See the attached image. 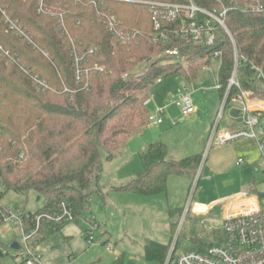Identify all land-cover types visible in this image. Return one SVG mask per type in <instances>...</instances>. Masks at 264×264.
Returning <instances> with one entry per match:
<instances>
[{
  "label": "trees",
  "instance_id": "16d2710c",
  "mask_svg": "<svg viewBox=\"0 0 264 264\" xmlns=\"http://www.w3.org/2000/svg\"><path fill=\"white\" fill-rule=\"evenodd\" d=\"M64 1L67 6L66 26L83 46L96 47L97 54L88 60L89 65L103 66L108 73L90 74L89 89L76 84L69 47L58 31L55 19L37 13V0H0V7L23 24L46 58L32 49L23 39L7 32L0 13V46L16 54L20 65L37 73L51 87L59 90L39 92L28 76L16 65L7 64L0 56V208L4 193L36 192L44 197L45 206L27 214L30 229L33 216L56 212L58 200L67 198L74 209L77 221L86 208L88 197L96 190L100 166L105 159L110 162L122 156L128 138L146 124L148 111L144 102L158 79L181 73L193 81L199 69L212 59L215 51L221 52L218 74V94L223 100L235 64L239 57L237 80L240 89L232 87L226 105L240 91L253 98L264 100V77L257 79L250 70L254 65L264 75V12H245L237 5L242 0H193L204 9L228 8L225 24L234 45L222 30L216 31L215 42L210 47H194L186 40L171 33L179 29L178 22L162 21V31L170 43L151 42L153 32L152 12L146 6L112 3L113 13L123 24L142 32L138 44L126 46L114 43L104 24L95 17L92 6H83L74 0ZM182 3L184 0H166ZM264 5V0H261ZM79 21V23H78ZM167 47L188 51L187 68L165 58H154ZM146 62L143 72L123 78L135 65ZM67 88L72 93H63ZM167 147L154 142L139 152L141 172L115 190L144 196L166 192L169 176H186L200 166L201 155L188 156L180 161L167 159ZM96 184V189L94 188ZM181 215L182 210L178 209ZM63 225L44 224L37 236L43 239L62 229ZM176 223L172 224L174 231ZM194 236L197 229L192 230ZM221 235L218 243H222ZM190 250L206 252L215 243L209 237H193ZM13 244V243H12ZM11 244L0 241V260L9 253ZM169 246L149 242L144 247L146 260L164 264ZM1 264V262H0Z\"/></svg>",
  "mask_w": 264,
  "mask_h": 264
},
{
  "label": "rangeland",
  "instance_id": "374dc122",
  "mask_svg": "<svg viewBox=\"0 0 264 264\" xmlns=\"http://www.w3.org/2000/svg\"><path fill=\"white\" fill-rule=\"evenodd\" d=\"M1 11L11 18L0 7ZM147 61L135 65L125 74L142 72ZM219 68L220 60L211 59L198 70L193 81L181 73H174L161 79L160 83H155L144 106L148 113L163 110L164 123L157 126L148 124L146 120L144 127L128 138L121 157L108 162L103 154L97 180L99 192L95 190L88 197L83 215L77 221L68 222L61 230L39 239L33 248L34 252L42 255L39 263L22 257L25 246L21 242V227L13 222L0 224V241L11 245L17 243L20 247V250L11 248L1 258V264H161L145 259V245L152 241L159 242L169 246L168 254L174 247L178 255L190 250L191 240L195 236H207L211 242L218 243L222 235L223 203L232 196H257L264 207L261 159L250 164L248 157L229 156L230 166L223 172H215L207 164L219 147L227 149V145L233 143L207 146L212 125L222 106L217 88ZM182 84L188 86L193 103L199 107L198 118L182 116L172 104ZM52 88L54 93H59L58 89ZM250 98L264 102L253 98L251 94ZM147 100L149 102L145 104ZM241 115V105L229 102L222 113L220 129H225L228 124H238ZM153 142L163 143L173 161L201 155L200 166L190 174L191 178L169 176L164 193L144 196L115 190L114 187L129 182L141 172L140 149L145 143L148 145ZM238 158L246 159V162L238 164ZM1 206L16 214H33L45 206V199L34 191L27 194L7 191ZM190 206H198L201 211L193 221L189 219ZM178 209L182 210L181 215L176 213ZM173 223H176L174 231ZM194 229L198 231L195 236ZM89 238L90 244L87 243Z\"/></svg>",
  "mask_w": 264,
  "mask_h": 264
},
{
  "label": "built area",
  "instance_id": "2783aa9c",
  "mask_svg": "<svg viewBox=\"0 0 264 264\" xmlns=\"http://www.w3.org/2000/svg\"><path fill=\"white\" fill-rule=\"evenodd\" d=\"M83 6H92L95 11V17L100 20L114 43L131 46L138 44L142 32L139 30L127 28L121 20L113 13L112 3L120 2L126 4L146 6L152 12L153 32L150 33L151 42L157 44L163 42L170 43L171 39L162 31V21L178 22L179 29L171 30L177 36L183 39L192 40L194 47H210L215 42L216 31L222 29L230 38L234 45L232 35L226 24L225 16L228 8L221 5L219 10H207L197 6L193 0H184L182 3H172L166 0H74ZM64 1L56 0H37L36 8L38 14L49 15L55 19L58 31L67 43L72 59V68L76 78V84H82V90L89 89L88 78L91 73L97 75L107 74L108 71L100 65H89L88 60L91 56L97 54L96 47L83 46L82 42L73 37L66 26L65 14L67 6ZM234 2H238L234 0ZM245 12H264V5L261 0H242L237 5ZM4 23L7 26V32L12 36L23 39L32 49L40 51L46 58L48 52L39 48L32 36L29 35L24 27L17 21L9 18L4 11H1ZM79 23V21H78ZM0 56L7 64L18 66L31 80L32 84L39 92L53 91L49 83L42 79L37 73L30 71L27 67L20 65L18 57L11 51L0 46ZM165 58L175 62L180 66L187 68L190 64L188 51L181 50L178 47H167L154 58ZM212 59H219L221 62V52L215 51ZM239 57L235 52V64L232 76L229 79L227 91L221 101V109L213 123L207 146L222 145L238 139H251L256 142L262 169L264 172V102L254 101L250 94L244 91L232 100L241 105V121L243 128L238 131L221 130L220 119L226 108V99L230 88L233 86L240 89L237 80ZM145 69V68H144ZM144 69H141L142 72ZM250 70L255 72L257 79L263 78V73L254 65ZM142 72H133L124 74L123 78L136 76ZM158 83L161 79L157 80ZM217 88H219L217 83ZM63 93H72L64 88ZM148 103V100L145 104ZM174 104L184 117L195 113L196 109L188 92V86L182 84L178 90V95L173 97ZM163 110H155L147 116V123L160 125L163 123ZM246 162L245 159L239 158L238 164ZM57 211L53 213H42L33 216L30 229L27 223V214H16L11 210L0 208V224L13 222L22 229V244L25 248L22 250V257L32 259L39 263L42 255L33 251L38 244L37 236L44 224L63 225L75 221L74 209L67 198L58 200ZM206 222H201V224ZM222 233V243H215L204 253L188 250L182 251L176 255L174 247L167 255L164 264H264V207L257 196L238 195L232 196L223 203L222 220L220 225ZM1 235V232H0ZM91 243V238L87 241ZM20 250V247H19Z\"/></svg>",
  "mask_w": 264,
  "mask_h": 264
},
{
  "label": "crops",
  "instance_id": "0c3cea01",
  "mask_svg": "<svg viewBox=\"0 0 264 264\" xmlns=\"http://www.w3.org/2000/svg\"><path fill=\"white\" fill-rule=\"evenodd\" d=\"M148 102H149V100H148ZM194 106H195L196 111L194 114H192L190 116L191 119L198 118V116L200 114V110H199L198 105L196 106L194 104ZM162 124H160V125H162ZM173 124L175 125L176 123L174 122ZM157 126H159V125H157ZM242 128H243V125H242V121L240 120L238 124H228L227 127L223 130L238 131V130H241ZM145 144L143 145L144 148L149 145V144L148 145L147 144L145 145ZM227 146L229 147L227 149L219 147L216 150L215 156L212 158V160L207 161V164L211 170H213L215 172L216 171L223 172L224 170H226L230 166V161H228L229 156H230V158L231 157L234 158V156H244L245 158L248 157L247 161L250 164H255L260 160V155L258 152L257 144L255 141H253L251 139H238V140L233 141V143H231ZM143 147L140 150H143L144 149ZM167 152H168L167 153V159L173 161L172 158H170V156H169V150H167ZM116 187H118V186H116ZM188 212H189L190 221L197 219L196 216L201 213L200 208L198 206H195L193 208L190 206Z\"/></svg>",
  "mask_w": 264,
  "mask_h": 264
},
{
  "label": "water",
  "instance_id": "95a60500",
  "mask_svg": "<svg viewBox=\"0 0 264 264\" xmlns=\"http://www.w3.org/2000/svg\"><path fill=\"white\" fill-rule=\"evenodd\" d=\"M11 248L18 249V248H19V246H18V244H17V243H13V244L11 245Z\"/></svg>",
  "mask_w": 264,
  "mask_h": 264
}]
</instances>
